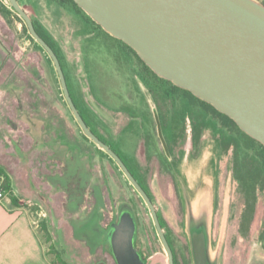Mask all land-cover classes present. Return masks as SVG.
Instances as JSON below:
<instances>
[{
  "label": "rangeland",
  "instance_id": "obj_1",
  "mask_svg": "<svg viewBox=\"0 0 264 264\" xmlns=\"http://www.w3.org/2000/svg\"><path fill=\"white\" fill-rule=\"evenodd\" d=\"M22 1L55 42L73 91L93 112L98 132L150 191L178 264H194L192 225H202L207 233L212 264H264V193L257 187L248 203V194L240 191L234 171L237 152L227 146L220 125L214 127L204 110L183 98L170 100L160 122L136 75L148 74L129 50L86 24L70 5ZM255 1L264 5V0ZM4 7L16 13L8 0H0V180L29 200L22 204L43 226L39 232L49 260L114 264L103 254L89 258L88 246L74 241L71 231L81 225L88 245L107 236L104 245L109 247L111 225L128 211L135 218L136 245L146 264H168L146 203L116 162L84 137L51 58L28 38L14 14L1 11ZM183 115L196 118L197 141L190 119L181 130ZM236 139L242 141L240 135ZM62 192L71 197V212L77 211L70 218L63 216V202L56 195ZM104 225H110L108 230ZM61 228L67 232L61 234Z\"/></svg>",
  "mask_w": 264,
  "mask_h": 264
},
{
  "label": "water",
  "instance_id": "obj_2",
  "mask_svg": "<svg viewBox=\"0 0 264 264\" xmlns=\"http://www.w3.org/2000/svg\"><path fill=\"white\" fill-rule=\"evenodd\" d=\"M46 51L81 130L119 166L151 213L168 264L172 250L151 199L122 159L86 125L69 93L60 61L18 0H8ZM108 35L129 46L158 77L189 91L264 146V5L255 0H73ZM158 134L163 148L161 128ZM136 221L123 212L108 233L116 264H146L136 246ZM195 264H207L203 234L192 237Z\"/></svg>",
  "mask_w": 264,
  "mask_h": 264
},
{
  "label": "trees",
  "instance_id": "obj_3",
  "mask_svg": "<svg viewBox=\"0 0 264 264\" xmlns=\"http://www.w3.org/2000/svg\"><path fill=\"white\" fill-rule=\"evenodd\" d=\"M46 1H48L50 3L58 4L59 6H62V7L65 5H70L72 7L71 10L76 12L78 15H80V17L86 22V24L95 26L100 31H102L104 35H106L110 39H113V40L119 42L127 50H129L130 53H132L135 56L138 63L143 67L145 72L148 74V76H144L142 73L141 74L138 73L136 75L140 78V80L142 81V83H143L145 89L147 90L149 96L151 97V100H152L154 107L156 109V115H157L159 121H160L161 115L164 112H166L167 105L171 104L172 101H170V100L174 101L175 99H178V98H183V100L185 99V103H187L190 106H193V107L197 106L199 109L204 110L206 112L208 119H211V124L214 127H216L215 125L219 124L221 131H224L227 133V137L229 139V144H227V146L229 147L231 145L234 149L233 152L234 153H235V151L237 152V155L234 156L235 157L234 158L235 159L234 171L236 174V180L239 182V185H240V187H239L240 191L246 192L248 194V197H249L248 203L250 201L254 200V194H255V190L257 187H259L260 191L264 193V146L263 145H261L259 142H257L256 140H254L251 137H249L248 135H246L243 131H241L238 128V126L234 123L233 120L228 118L226 115L218 112L210 104L196 98L189 91L181 89L179 87H176L171 82L158 77L155 73H153V71L148 66L145 65V63L137 56V54L129 46L124 44L122 41L108 35L104 30H102V28L98 24H96L93 20H91V18L87 14H85V12L82 9H80L78 7L73 2V0H46ZM1 11L5 15H12V14L15 15V17L22 23V29L25 33H27L28 38L36 45V47H38L41 51L44 52V54L46 55L48 60L51 62L49 56L46 54V52L43 50V48L29 34L24 21L16 13H14L12 10H10L6 7L1 8ZM31 19H32V17H31ZM32 21H33V24H34V27H35L37 33L50 45V47L56 53V55L60 61V64L62 66L64 76L66 79V83H67V87H68L69 93L71 95V98H72L78 112L80 113L83 120L85 121L86 125L90 128V130L102 142H104L116 154H118V156L122 159V161L125 163V165L129 169L131 174L138 181L140 186L144 189V191L147 193V195L151 199L152 203L154 204V201H153V198L150 194V191L147 189L144 182L141 179H139L137 174L134 172V170L128 164V162L122 156V154L118 150H116L113 147V145L100 134V132H98V129L95 126V120L93 119V117H94L93 112H91L89 110V108H87L85 106V104L82 102L83 101L82 98L79 95H76L75 91H73V86L70 83L68 73L64 67L62 57L60 55L58 48L56 47L55 42L51 39V37L49 36L47 31L37 21H35L34 19H32ZM173 98H175V99H173ZM160 107L163 110L162 112H160ZM173 118H174V116H172L171 120H170L171 121L170 122L171 127H173V125L171 124ZM187 118L190 119V122L192 123V132H193L192 138L194 139V141H197V139L199 138L198 133H197L199 128H198V125L196 123V118L183 115L182 118L180 119L181 130L183 129L184 122ZM205 122L206 121H204L202 123L203 127L206 126ZM238 135H240L241 139H242V141H240L239 144L237 142V139L239 137L236 139V137ZM84 137L90 141V139L88 137H86V136H84ZM174 137H175V135H174ZM176 139L177 138L174 139V142L176 141ZM100 151L104 155H106L112 162H114V160L107 153H105L102 150H100ZM241 151L243 154H241ZM158 218H159L161 227L164 229V225H163V222H162L159 214H158ZM165 236H166L168 244H169V246L172 250V253H173L174 264H178L177 259H176V255L174 252V247L172 245V242L170 241V237L166 233H165ZM135 246L137 249L136 237H135ZM137 251L140 254V257L142 258V260H144L146 263L147 262L146 255H144L138 249H137Z\"/></svg>",
  "mask_w": 264,
  "mask_h": 264
},
{
  "label": "crops",
  "instance_id": "obj_4",
  "mask_svg": "<svg viewBox=\"0 0 264 264\" xmlns=\"http://www.w3.org/2000/svg\"><path fill=\"white\" fill-rule=\"evenodd\" d=\"M18 1L23 7V1ZM2 187L6 192V197L0 204V264H54L49 260L44 243L41 239L39 231L43 226H40L39 223L35 221V218L33 217L34 213L31 209H28L22 204L26 199L22 197V194L18 195L14 190L11 191L7 182ZM27 191L29 192V189H26V192ZM26 194L27 196L29 195L28 193ZM56 195H60V200L63 202L62 210L64 217L70 218L71 215L73 216L76 214L77 211L74 213L71 212L70 196L64 192L57 193ZM25 196L26 195H24V197ZM51 196H55V194H52ZM27 202L29 203V200L25 201V203ZM98 204L97 200V206H99ZM97 206L93 213L97 212ZM109 224L111 225L112 223ZM109 226L104 225L106 230H108ZM64 229L61 230V234L67 232ZM71 229L73 230V228ZM71 232L74 241H77L79 245L83 244L85 247L88 246L89 258L99 257L102 254L105 258L107 256L112 258L110 247L104 245L107 236L99 239L97 245H88L85 236L81 235L83 234L81 231V225H79L76 230L78 235L75 234V230ZM62 257H64V255H62ZM62 264H66L65 261H63Z\"/></svg>",
  "mask_w": 264,
  "mask_h": 264
},
{
  "label": "flooded vegetation",
  "instance_id": "obj_5",
  "mask_svg": "<svg viewBox=\"0 0 264 264\" xmlns=\"http://www.w3.org/2000/svg\"><path fill=\"white\" fill-rule=\"evenodd\" d=\"M203 226L202 225H198V226H191V230H190V247H191V251H192V237L199 235V234H203L204 238H205V248H206V257H207V264H212L209 260L208 257V237H207V233L205 231L202 230ZM136 237V236H135ZM192 256H193V252H192ZM112 260L114 262V264H116V262L114 261L113 257ZM194 261V258H193ZM97 264H107V262L100 260L97 262ZM195 264V263H194ZM251 264H260V263H251Z\"/></svg>",
  "mask_w": 264,
  "mask_h": 264
},
{
  "label": "built area",
  "instance_id": "obj_6",
  "mask_svg": "<svg viewBox=\"0 0 264 264\" xmlns=\"http://www.w3.org/2000/svg\"><path fill=\"white\" fill-rule=\"evenodd\" d=\"M5 197H6V192L3 189L2 181L0 180V204H1L2 201H4Z\"/></svg>",
  "mask_w": 264,
  "mask_h": 264
}]
</instances>
